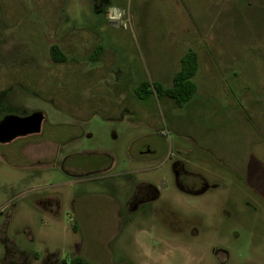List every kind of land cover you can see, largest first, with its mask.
Returning a JSON list of instances; mask_svg holds the SVG:
<instances>
[{
  "label": "rangeland",
  "instance_id": "374dc122",
  "mask_svg": "<svg viewBox=\"0 0 264 264\" xmlns=\"http://www.w3.org/2000/svg\"><path fill=\"white\" fill-rule=\"evenodd\" d=\"M189 50L184 106L136 98ZM34 112L0 144V264H264V0H0V118Z\"/></svg>",
  "mask_w": 264,
  "mask_h": 264
},
{
  "label": "trees",
  "instance_id": "16d2710c",
  "mask_svg": "<svg viewBox=\"0 0 264 264\" xmlns=\"http://www.w3.org/2000/svg\"><path fill=\"white\" fill-rule=\"evenodd\" d=\"M50 56L53 62L61 63L65 60L64 53L59 47L53 45L50 48ZM198 70V57L195 52L189 50L180 61V69L173 77L172 84L169 87H164L160 83H150L147 80L140 82L134 89L136 98H147L152 94L159 98H169L179 107L184 106L195 94L197 87L193 81ZM151 88V89H150ZM96 162V159L93 161ZM73 264H92L81 257H76Z\"/></svg>",
  "mask_w": 264,
  "mask_h": 264
},
{
  "label": "water",
  "instance_id": "95a60500",
  "mask_svg": "<svg viewBox=\"0 0 264 264\" xmlns=\"http://www.w3.org/2000/svg\"><path fill=\"white\" fill-rule=\"evenodd\" d=\"M44 115L34 112L28 116L7 115L0 121V142H10L18 136L36 134L41 130Z\"/></svg>",
  "mask_w": 264,
  "mask_h": 264
},
{
  "label": "crops",
  "instance_id": "0c3cea01",
  "mask_svg": "<svg viewBox=\"0 0 264 264\" xmlns=\"http://www.w3.org/2000/svg\"><path fill=\"white\" fill-rule=\"evenodd\" d=\"M257 161H258V159H257ZM254 163H256V160H254ZM263 166H264V164H263ZM229 167V166H228ZM230 168V170H233L234 168H232V167H229ZM233 171H235V170H233ZM254 187V186H253ZM262 187H264V186H261V187H258V186H256V188H254V191H255V194L258 196V197H260L263 201H264V190L262 189ZM257 188H259V189H257ZM253 234H255V235H257V236H263L264 237V231H262V230H260V231H257V230H253ZM264 243V238L262 239V244ZM264 247V246H263ZM263 247L261 246V247H259V249H263Z\"/></svg>",
  "mask_w": 264,
  "mask_h": 264
},
{
  "label": "flooded vegetation",
  "instance_id": "af4514ba",
  "mask_svg": "<svg viewBox=\"0 0 264 264\" xmlns=\"http://www.w3.org/2000/svg\"><path fill=\"white\" fill-rule=\"evenodd\" d=\"M8 115H16V114H8ZM29 115H30V114H29ZM5 116H7V115L2 116V117L0 118V121H1ZM17 116L25 117V116H28V115L18 114ZM44 121H45V119L43 120V123H44ZM43 123H42V125H43ZM41 129H42V126H41ZM40 132H41V130H40L38 133H36V134H39ZM36 134H28V135H24V136H18V137H15L14 139H12L10 142H5V143H1V142H0V144H8V143L13 142V141H14L15 139H17V138H20V137H26V136H31V135H36ZM158 185H159V184H158ZM159 189H160V186H159Z\"/></svg>",
  "mask_w": 264,
  "mask_h": 264
}]
</instances>
